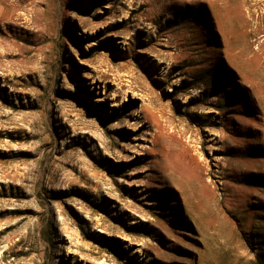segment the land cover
<instances>
[{"label":"rangeland","instance_id":"1","mask_svg":"<svg viewBox=\"0 0 264 264\" xmlns=\"http://www.w3.org/2000/svg\"><path fill=\"white\" fill-rule=\"evenodd\" d=\"M0 264H264V0H0Z\"/></svg>","mask_w":264,"mask_h":264},{"label":"bare ground","instance_id":"2","mask_svg":"<svg viewBox=\"0 0 264 264\" xmlns=\"http://www.w3.org/2000/svg\"><path fill=\"white\" fill-rule=\"evenodd\" d=\"M187 2H188V1H187ZM173 3H174V2H173ZM179 3H180V2H179ZM167 4H168V3H167ZM183 4H184V3H183ZM180 5H181V3H180ZM165 8H166V7H165ZM166 9H167V8H166ZM152 99H153V98H152ZM152 101H153V100H152ZM152 101H151V103H153ZM153 104H154V103H153ZM155 104H156V102H155ZM156 108H158V107H156ZM160 109H161V108H160ZM164 109H165V108H164Z\"/></svg>","mask_w":264,"mask_h":264}]
</instances>
